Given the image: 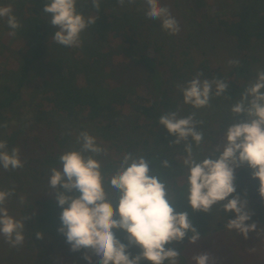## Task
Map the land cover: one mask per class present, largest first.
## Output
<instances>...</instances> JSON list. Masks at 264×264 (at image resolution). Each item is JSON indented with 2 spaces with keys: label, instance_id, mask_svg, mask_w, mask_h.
Returning a JSON list of instances; mask_svg holds the SVG:
<instances>
[{
  "label": "trees",
  "instance_id": "trees-1",
  "mask_svg": "<svg viewBox=\"0 0 264 264\" xmlns=\"http://www.w3.org/2000/svg\"><path fill=\"white\" fill-rule=\"evenodd\" d=\"M185 1L194 21H208L234 41L238 61L228 71L207 56L199 59L185 43L178 44L180 38L166 32L159 19L146 17L142 0L123 6L118 0H100L98 12L92 0H78V11L97 15L96 22L81 33L78 47L51 39L59 29L42 11L50 0H0V6H12L21 24L13 30L6 17L0 18V140L7 141L9 152L18 147L24 162L14 170L0 165V190L14 189L4 205L10 215L19 220L29 217L24 243L15 252L46 250L51 241L50 245L62 246L75 264H99L95 255L91 262L84 258L86 250L72 251L58 231L63 209L48 183L51 169L62 167L59 156L80 148L77 137L81 132L95 136L106 149V154L96 157L106 177L115 174L127 153L147 158L150 174L166 180L179 197L172 205L179 212L187 189L186 142L171 143L177 137L159 124L160 116L169 111L179 117L195 113V120L202 122L195 128L203 131L204 139L199 146L190 141L200 160L221 144L228 126L244 119L242 114H233L231 107L264 61V0ZM146 24L148 34L142 30ZM199 72L202 80L215 78L228 85L221 96L212 97L224 104L217 114L224 122L217 134L204 131L208 122L200 116L202 108L185 104L180 91L179 86ZM143 79L149 87L148 97L139 93L136 84ZM165 160L168 167H164ZM235 176L233 194L264 205L259 179H253L252 170L236 168ZM60 191L66 190L61 187ZM189 219L200 234L205 233L201 219L190 214ZM37 232L43 237L37 238ZM192 235L189 231L182 242L168 245L180 251L177 264H191L187 249ZM117 237L128 243L125 231L118 230ZM128 251L134 257L141 248L131 245ZM140 264L152 262L145 259Z\"/></svg>",
  "mask_w": 264,
  "mask_h": 264
},
{
  "label": "clouds",
  "instance_id": "clouds-1",
  "mask_svg": "<svg viewBox=\"0 0 264 264\" xmlns=\"http://www.w3.org/2000/svg\"><path fill=\"white\" fill-rule=\"evenodd\" d=\"M78 0H50L43 6V13L50 18L52 26L59 30L51 38L66 47H78L81 33L96 22L97 15L85 16L77 9ZM123 6L135 0H118ZM145 15L149 19H159L162 28L170 35L180 32V25L169 7L161 0H144ZM98 12L100 0H92ZM6 17L8 26L15 30L21 27L11 5L0 6V18ZM236 63V61H229ZM202 72L196 74L185 85L179 86L185 104L196 109L210 105L213 96H221L228 88L223 80L201 79ZM233 114H242L244 119L231 124L223 134L221 144L213 148L211 155L200 160L193 152L194 141L199 146L203 139L202 130L195 125V113L179 117L177 112H166L159 118V124L176 136L171 143L186 142L187 156L183 163L187 168L186 196L193 210L211 212L213 206L220 204L229 214L226 228L237 230L245 238L255 231V222L248 224L253 213L247 210V199L236 193L235 170L239 167L250 168L253 179H259V194L264 198V70L242 93L241 99L232 107ZM191 138V141H190ZM79 149L66 151L59 156L61 168L53 167L49 186L55 192L57 205L63 210L60 214L58 231L66 237L72 251L86 250L84 258L92 261L93 255L99 264H140L142 260L152 264H177L180 251L170 247L172 242H182L187 233L191 244L201 237L189 219V214L177 212L172 206L178 196L166 180L150 174L149 160L144 156L125 154L118 170L110 178L102 171L103 164L97 156L106 154V149L97 143V138L87 131L77 137ZM86 153H90L86 155ZM164 167H168L165 160ZM0 165L5 170L24 166L20 149L14 147L9 152L7 141L0 140ZM63 187L66 191H60ZM78 193L69 195L68 193ZM14 189L0 190V236L13 248L22 246L25 240V221L16 219L5 207ZM231 198L229 199V197ZM118 205L114 206V201ZM65 205H67L65 207ZM127 234L128 243L121 242L117 231ZM264 231V230H262ZM42 238V232L36 233ZM131 245L141 248L132 256L128 251ZM195 264H210L215 257L209 251H200L192 257Z\"/></svg>",
  "mask_w": 264,
  "mask_h": 264
},
{
  "label": "rangeland",
  "instance_id": "rangeland-1",
  "mask_svg": "<svg viewBox=\"0 0 264 264\" xmlns=\"http://www.w3.org/2000/svg\"><path fill=\"white\" fill-rule=\"evenodd\" d=\"M142 1L146 11L144 0ZM208 2L211 4L213 0H208ZM161 3L169 7L172 15L179 22L180 32L174 34L175 37L182 40L175 38L178 44L183 42L188 45L199 59L205 56L209 57L219 63L224 71H228L236 64L229 63V61H238L234 41L223 33L216 31L208 21H203L201 24L194 21L185 0H161ZM208 12L214 15L212 11L208 10ZM202 16L205 15L201 13V20L205 19ZM147 27L148 24L144 25L142 30L147 31L148 34L150 31ZM260 70H264V61L257 66V72L252 82L257 79ZM136 84L140 87L139 93L148 97L150 94L148 93L149 87L144 86L147 85L146 81L143 79L136 82ZM223 107L224 104L220 98H211L210 105L202 108V115L200 116L206 118L208 122V127L204 129L205 132L216 131L214 134L218 133L220 124L224 122L217 114L221 112ZM232 196L235 195L232 194ZM245 199L248 201L247 210L253 213L252 218L246 223L255 222L257 224L256 230L250 231L247 238L235 229L229 230L226 228L228 220L236 217L235 212L229 214L223 210L220 204L213 206L211 212L196 211L192 209L187 197L183 196L184 204H182V208H178V211H186L193 218L201 219L204 222L201 229L205 233L200 234L201 239L195 244L188 243L187 251L191 264H195L192 257L205 250L215 257V261H210V264H264V231H262L264 230V205L256 203L251 198ZM49 243L46 250L37 249L33 252L19 250L15 252V250L20 249V246L13 248L5 241L3 236H0V264H75L73 259L64 254L62 246H53Z\"/></svg>",
  "mask_w": 264,
  "mask_h": 264
}]
</instances>
